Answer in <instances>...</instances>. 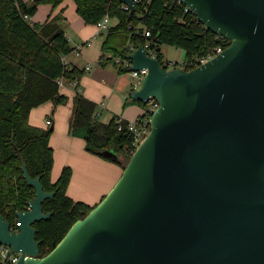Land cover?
Segmentation results:
<instances>
[{
	"label": "water",
	"instance_id": "obj_1",
	"mask_svg": "<svg viewBox=\"0 0 264 264\" xmlns=\"http://www.w3.org/2000/svg\"><path fill=\"white\" fill-rule=\"evenodd\" d=\"M178 1L230 45L192 70H166L143 45L126 56L130 72L148 71L132 102L160 103L151 131L46 256L34 224L51 218L43 204L55 192L21 159L35 197L15 230L0 213V244L21 253L16 264H264V0Z\"/></svg>",
	"mask_w": 264,
	"mask_h": 264
},
{
	"label": "trees",
	"instance_id": "obj_2",
	"mask_svg": "<svg viewBox=\"0 0 264 264\" xmlns=\"http://www.w3.org/2000/svg\"><path fill=\"white\" fill-rule=\"evenodd\" d=\"M64 1L35 0L28 4L25 0H0V213L13 225L16 214L27 210L28 202L35 197V189L28 186L23 176V159L31 177H40L45 191L55 192L43 204L44 213H52L51 218L34 224L42 256L49 254L71 227L94 208L68 196L71 167L63 168L57 181H52V126L42 129L30 124L33 109L52 102L54 113L58 106L68 102V97L61 93L60 80L79 84L84 76L77 68L67 69L62 61L74 51L65 30L54 19L42 26L30 20L39 4L57 7ZM73 1L86 24L96 25L106 14L116 21L102 45L99 58L102 66L117 64L116 58L125 60L140 45L164 65L166 59L161 46L170 45L185 52L183 65L192 69L193 62L224 45L193 13H186L185 5H174L172 0H143L136 5L137 11L132 16L121 0ZM146 31L150 36L145 35ZM120 70L129 71L123 67ZM76 88L71 129H86L87 151L119 165L124 171L134 153L133 136L127 124L124 122L120 129L118 118L107 124L99 121L96 104ZM138 103L143 108L147 106ZM111 149L118 154L117 159L104 155V151Z\"/></svg>",
	"mask_w": 264,
	"mask_h": 264
},
{
	"label": "crops",
	"instance_id": "obj_3",
	"mask_svg": "<svg viewBox=\"0 0 264 264\" xmlns=\"http://www.w3.org/2000/svg\"><path fill=\"white\" fill-rule=\"evenodd\" d=\"M34 1L25 0L28 4H33ZM44 5L46 7L43 9V16H40V8H38L36 14L31 17V22L42 26L48 20L54 19L65 30L70 45L74 49L67 57L71 61L73 68L84 72V77L78 85L79 91L98 107L97 119L107 124L115 118L129 120L126 113H129V116L132 117L131 120L142 116L144 108L138 102H132L131 100L134 78L130 72H121L118 64L114 65L119 66V71L114 72L99 63L102 45L107 34L104 36L98 35L96 26L91 25L93 27L92 29H87L85 37L80 41H75L62 26L67 19H65L64 15L66 7H63V3L57 7L51 4ZM60 15H62V19L61 17L58 19ZM82 21L84 20L82 19ZM82 21L79 19V22ZM115 24L111 20V26ZM93 49L95 50L94 56L89 55V50ZM96 61L98 68L94 69V62ZM87 67H90V69L88 70ZM127 78H130V84L124 82ZM97 81H102L106 86L97 90L91 89V83ZM77 91L75 83L65 81L61 87V93L68 97V102L65 105L58 106L54 113H52L54 108L52 102L33 109L30 115V124L46 129L48 128L47 121H52V126L54 127L50 138V145L54 150L52 181H57L63 168L71 167L73 175L67 191L68 196L74 201H81L91 207H95L116 185L123 174V169L119 165L87 151L86 129H71V121L74 115V99ZM130 104L137 106L136 111L132 115L130 113L135 109L130 108Z\"/></svg>",
	"mask_w": 264,
	"mask_h": 264
},
{
	"label": "built area",
	"instance_id": "obj_4",
	"mask_svg": "<svg viewBox=\"0 0 264 264\" xmlns=\"http://www.w3.org/2000/svg\"><path fill=\"white\" fill-rule=\"evenodd\" d=\"M133 1H134L135 5H138V4L143 2V0H133ZM176 4L184 5L183 3L179 2V1ZM185 7H186L185 8L186 13H190L191 12V13H193L196 16V14L188 6L185 5ZM124 8L126 10H129V7L127 5H125ZM197 19H198V17H197ZM30 20H31V18H30ZM111 20L112 19H111L110 15L106 14L101 20H99L97 22V24L95 26L97 28V34L98 35L104 36L105 34H107L109 32L110 28L112 27L111 26ZM198 22H200L199 19H198ZM200 23L203 25V27L206 30H208L207 27L202 22H200ZM145 35L147 37L150 36V32L146 31ZM216 38H217L218 41H222L224 43V45L226 43H229V44L231 43L230 39H227L226 37H222V36L216 35ZM224 45H220V46L216 47L207 56L200 57L197 61L193 62L191 64L192 67H193L192 69L197 68V67L205 64L206 62H208L211 59L215 58L217 55L221 54L227 48ZM151 55L153 57H155L153 54H151ZM62 61L65 64L67 69H70L72 67L71 61L68 59L67 56H64L62 58ZM115 62L120 67H123V68H126V69H130V67L132 65L131 61H129L127 59L124 60V59H121V58H116ZM174 64L178 65V62H174L173 63V62L168 61L166 59L165 64L162 65V66L166 70H171V69H175V68L187 69V68L184 67L183 62L181 64V67H178V66L173 67ZM87 69L89 70L90 67H87ZM192 69H187V70H192ZM130 73H131V75L134 78L132 91L139 90L142 87L144 78L147 75L148 71L146 69H144V70H141V71L130 72ZM59 83H60V87H62L64 85L65 81L62 79V80H60ZM72 83H75L76 87L79 85L77 81H74ZM146 104H147V106L144 107V114L142 116L138 117L137 119L125 120L123 118H118V120H117V122L120 124V129H122L124 122L127 124L128 130L130 131V133L133 136L134 153L137 150V148L144 142V140L149 135V133L151 131V119H152V116L158 110V108L160 107V103L155 98H150L148 103H146ZM47 126L48 127L52 126V121L51 120L47 121ZM18 225H19V223L16 222L15 224L12 225V229L15 230ZM20 257H21V253L13 251L10 246H6V245H1L0 244V264H16L20 260Z\"/></svg>",
	"mask_w": 264,
	"mask_h": 264
},
{
	"label": "rangeland",
	"instance_id": "obj_5",
	"mask_svg": "<svg viewBox=\"0 0 264 264\" xmlns=\"http://www.w3.org/2000/svg\"><path fill=\"white\" fill-rule=\"evenodd\" d=\"M44 4L42 3V4L38 5V8H40V16L41 17L43 16L42 15L43 9H44V7H46ZM63 7H66V11L64 12V15H65V19L66 18L67 19L63 22L62 26L69 32V34L71 35V37L75 41H80L87 34V29H92L93 26H91L89 24H86L84 21H82L80 16H78L77 11H76V5H75V2L73 0H65L63 2ZM77 16H78V18H77ZM60 17L62 19V15H60L58 17V19H60ZM79 19L82 22H79ZM115 23H116V21L113 20V24H115ZM161 51L164 54L165 59H167L168 61H171L173 63L174 62H178V65L174 64L173 67H176V66L181 67L182 62H184V59H185V52L182 49L177 48L175 46L162 45L161 46ZM88 54L94 56L95 50L94 49L93 50H89ZM107 67H108L109 70H112L114 72L115 71L116 72L119 71V66L117 67V65L115 66L113 63L108 64ZM96 68H98L97 61L94 62V69H96ZM97 82H92L91 83V89L97 90L100 87H103V86L105 87L106 86V84L103 83L102 81H97ZM124 82H127V84H130L131 83L130 78H127ZM129 107L135 109L133 112L130 113L131 115L134 114V112L137 109L136 108L137 106H135L133 104H130ZM97 111H98V107L96 109V112ZM126 114H127V118L129 120H131L132 117L129 116V113H126ZM124 155L127 156V153L125 152ZM121 158L125 161V163L128 162L127 161L128 159L125 158L124 156L121 157Z\"/></svg>",
	"mask_w": 264,
	"mask_h": 264
}]
</instances>
